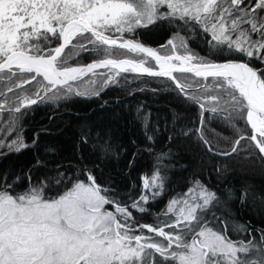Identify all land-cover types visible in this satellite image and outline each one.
<instances>
[{"label": "snow or ice", "instance_id": "obj_1", "mask_svg": "<svg viewBox=\"0 0 264 264\" xmlns=\"http://www.w3.org/2000/svg\"><path fill=\"white\" fill-rule=\"evenodd\" d=\"M156 26L203 38L205 55L193 53L184 38L179 44L168 39L158 48L125 38ZM117 50L140 58H116ZM165 50L170 54L162 55ZM81 54L104 58L71 66ZM150 61L155 66H149ZM176 72L193 74L205 83L181 82ZM127 73L172 80L178 94L200 108L202 127L205 112H226V123L234 130L243 124L247 135L240 136L230 152L213 155L231 158L242 150L241 141L248 140L264 162V0H0V113L10 116L9 135L16 131L18 114L32 105L86 97V91L73 85L88 74L96 77L90 83L102 81L107 87ZM33 83L39 85L34 92L24 87ZM141 112L142 102L136 118L143 120L145 137L154 143L159 125L149 134L151 114L141 117ZM178 119L174 114V125ZM202 127L174 130L184 136L195 132L212 151ZM38 139L37 134L31 145L19 133L11 142L0 139V150L8 149L0 155L35 147ZM89 141L99 158L118 156L120 146L114 145L110 133H94L84 124L79 143ZM46 152L54 154L55 149ZM170 155L156 154L151 176L142 177L141 194L135 199L129 194L127 200L116 188L97 183L95 169L81 170L85 180H71L60 171L62 165L50 169L56 177L39 181L33 180L32 169L0 174V264H264V228L227 219L226 205L236 198L234 189L221 196L196 179L154 215V225L136 220L134 212L150 214L149 205L163 196L169 182L163 161ZM134 162L135 153L129 168ZM33 167L46 165L37 159ZM25 181L24 190L17 191ZM62 185L64 190L57 191ZM250 194L248 186L242 188L240 202ZM255 196L264 203V192ZM145 229L151 235H144ZM229 230L245 238L233 240Z\"/></svg>", "mask_w": 264, "mask_h": 264}, {"label": "trees", "instance_id": "obj_2", "mask_svg": "<svg viewBox=\"0 0 264 264\" xmlns=\"http://www.w3.org/2000/svg\"><path fill=\"white\" fill-rule=\"evenodd\" d=\"M125 36L156 45L157 48L166 44L169 37L177 44L180 43L181 38H184L187 40L188 48L200 56H204L207 49L203 38L195 39V34L189 38V33L177 32L175 27L169 29L167 26H156L138 29L134 36L131 33ZM162 53L169 52L165 50ZM123 56L140 58L138 54L117 50L116 57ZM99 57L81 54L70 63H82ZM149 65L155 66V62L150 61ZM174 75L181 82L200 80L201 83H205L193 74L176 72ZM95 79L92 74H88L83 82L73 85L81 91H86V97L70 96L67 99L32 105L23 110L22 114H18L16 131L12 135H9L12 128L9 114L0 113V130H2L0 139L11 142L16 138V133H19L24 141L31 145L37 134L39 135L35 147H29L19 153L13 151L7 155H0V174L12 172L14 175H20L32 169L33 180L39 181L42 177H56L57 172L50 169L62 165L60 171L66 173L71 180L77 177L85 180V174L81 170L86 172L88 169H95L92 175L97 178V183L103 187L116 188L121 193L122 199L127 200L129 194L135 199L141 194L142 177L145 175L150 177L153 172L156 154L170 152V157L163 161L169 167L167 172L169 182L166 184L163 196L156 203L149 205L150 214L133 213L140 224L154 225L156 223L154 215L165 207L167 201L178 193L185 192L191 186V181L199 179L221 196L227 189L235 190L236 198L226 205L227 219L233 224H247L250 221L254 228H264V203L255 196L256 193L264 192V162L258 159L261 154L254 142L241 141L239 147L242 150L238 154H233L231 158L212 154L230 152L235 141L240 136L247 135L243 124L237 125V130H234L226 123V112L215 116L205 112L202 127L200 108L178 94L173 81L166 77L127 73L121 75L118 84H110L107 87L102 86V81H97L96 84L89 82ZM24 87L34 92L39 85L33 83ZM96 90L100 92L99 96L92 95ZM141 102L143 104L141 117L151 114L149 134H152L157 125L160 128L154 137V143H150L145 137L143 120L136 118V109L141 106ZM174 114L179 117L175 125ZM84 124L92 127L94 133L96 131L110 133L114 145L120 146L118 156L101 159L91 147L93 141L80 144L81 127ZM165 124L168 125L166 130ZM201 127L204 139L208 141L212 151L197 139L195 132L184 136L177 131ZM169 136L173 137L171 141L168 139ZM133 141L135 144L132 143ZM49 147L55 149L54 154L46 152ZM138 149H151V152L137 151ZM0 151L7 153L8 149ZM134 153L135 162L129 168ZM37 159L46 167H33ZM51 183L54 184L55 180ZM65 184L71 186L67 181ZM26 186L27 181L20 184L17 191H23ZM245 186L251 189V194L242 204L239 196L240 190ZM62 190H64L63 185L57 189V191ZM143 234L151 235L146 229ZM228 234L233 240L245 238L234 235L231 230ZM156 239L162 240L159 237Z\"/></svg>", "mask_w": 264, "mask_h": 264}, {"label": "water", "instance_id": "obj_3", "mask_svg": "<svg viewBox=\"0 0 264 264\" xmlns=\"http://www.w3.org/2000/svg\"><path fill=\"white\" fill-rule=\"evenodd\" d=\"M125 38L126 39H132V37H129V36H125ZM140 42H142V41H140ZM142 43H144V42H142ZM145 45H147V46H150V47H153V48H156L155 46H152V45H149V44H146V43H144ZM170 54V53H169ZM163 55V54H162ZM104 57H99V58H93V59H89V60H87V61H85V62H82V63H77V64H71V66H77V65H87L88 63H91V62H93V60H98V59H103ZM120 58H125V57H120ZM128 58V57H127ZM223 60V58H221L220 59V61H222ZM147 75V74H146ZM175 84V83H174Z\"/></svg>", "mask_w": 264, "mask_h": 264}, {"label": "rangeland", "instance_id": "obj_4", "mask_svg": "<svg viewBox=\"0 0 264 264\" xmlns=\"http://www.w3.org/2000/svg\"><path fill=\"white\" fill-rule=\"evenodd\" d=\"M169 39H172V38L169 37ZM169 53H170V52H169ZM165 54H167V53H165ZM69 187H70V186H69ZM106 207H107V206H106ZM109 210H112V209H109Z\"/></svg>", "mask_w": 264, "mask_h": 264}]
</instances>
